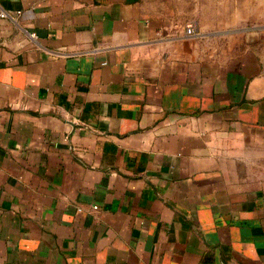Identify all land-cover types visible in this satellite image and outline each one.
I'll return each instance as SVG.
<instances>
[{"label": "crops", "instance_id": "crops-1", "mask_svg": "<svg viewBox=\"0 0 264 264\" xmlns=\"http://www.w3.org/2000/svg\"><path fill=\"white\" fill-rule=\"evenodd\" d=\"M259 2L0 0V264H264Z\"/></svg>", "mask_w": 264, "mask_h": 264}, {"label": "rangeland", "instance_id": "rangeland-1", "mask_svg": "<svg viewBox=\"0 0 264 264\" xmlns=\"http://www.w3.org/2000/svg\"><path fill=\"white\" fill-rule=\"evenodd\" d=\"M259 1L261 7L257 9L253 15L245 14V19H243V22H241L243 24L239 25L241 30H236V33L242 36L244 39L252 36L258 38L260 35H264V0ZM208 20L210 27H214L216 20H214L213 14L208 15Z\"/></svg>", "mask_w": 264, "mask_h": 264}, {"label": "built area", "instance_id": "built-area-1", "mask_svg": "<svg viewBox=\"0 0 264 264\" xmlns=\"http://www.w3.org/2000/svg\"><path fill=\"white\" fill-rule=\"evenodd\" d=\"M0 16L1 17H5V16H7V13L1 12L0 13ZM196 33H197V27H196L195 23L191 22V23H189V24L186 25V34L188 36H193ZM32 36H35V34H33ZM94 208L96 209L97 206H95Z\"/></svg>", "mask_w": 264, "mask_h": 264}]
</instances>
